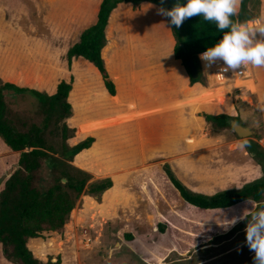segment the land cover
Instances as JSON below:
<instances>
[{
	"label": "crops",
	"instance_id": "1",
	"mask_svg": "<svg viewBox=\"0 0 264 264\" xmlns=\"http://www.w3.org/2000/svg\"><path fill=\"white\" fill-rule=\"evenodd\" d=\"M102 2L0 0V79L48 95L57 93L61 81L73 80L68 99L73 115L67 122L75 115L77 104L85 112L86 123L107 122L98 135L103 138L101 154L111 156L113 161L126 155L116 156L109 151L108 147L114 145L163 146L169 163L171 150L182 147L180 151H184L188 131L209 125L204 114L235 117L239 110L253 123L249 127L254 135L248 139L264 147V67H246L240 78L253 82L256 90L239 87L241 93L235 99L238 102L235 104L232 99L228 110H222L220 98H210L217 86L212 89L201 82L191 83L182 60L175 56L177 42L172 27L167 18L157 14L160 7L157 4L143 2L135 8L132 3L123 2L109 17L102 58L115 85L114 95L109 93L101 72L93 63L79 57L73 59L70 67L68 52L80 41L81 34L97 23ZM261 7L260 22L264 24V0ZM236 77H233L235 81ZM90 137L97 141V135ZM74 139L69 140L72 146L86 138ZM239 152V155L248 153L246 148ZM19 156L20 153L12 151L0 137V189L19 167ZM97 158H92L90 163ZM248 158L255 171L239 162L238 179L221 181V187L211 192L191 190L214 195L223 190L240 189L260 178V165L249 153ZM73 164H76L75 159ZM89 165L75 166L88 171ZM39 241L41 238H31L29 248L32 242L36 245Z\"/></svg>",
	"mask_w": 264,
	"mask_h": 264
},
{
	"label": "rangeland",
	"instance_id": "2",
	"mask_svg": "<svg viewBox=\"0 0 264 264\" xmlns=\"http://www.w3.org/2000/svg\"><path fill=\"white\" fill-rule=\"evenodd\" d=\"M261 5L262 0H249L250 9L259 16L248 22L253 27L261 19ZM199 61L205 85L218 87L210 98L225 96L222 110H228L232 99L235 104L238 102L235 99L241 88L235 84L256 90L253 82L240 77L235 81L229 74L219 77L217 65L206 71ZM8 104L9 119L19 129L20 121L42 122L30 102L17 98L9 99ZM235 117L244 126L253 124L244 111L239 110ZM67 124L74 128L69 121ZM187 134L184 151H180L182 147L171 150L169 163L163 146L108 147L116 156L126 154L115 161L101 152L90 163L88 172L93 181L111 178L114 186L99 199L84 195L63 231L44 233L36 245L30 244L35 257L46 263L51 259L56 262L61 256L62 264H254L255 253L246 243L247 220L234 226L228 222L245 211L250 219L257 204L226 210L196 209L181 198L168 179L165 166L168 164L190 189L215 191L221 181L240 177L239 162L246 163L239 155L243 150L237 147V141L244 139L233 129L220 132L211 125H200ZM46 139L56 148L62 144L58 134H47ZM160 223L164 232L158 228ZM130 234L134 241L126 237ZM0 264H13L4 257L2 245Z\"/></svg>",
	"mask_w": 264,
	"mask_h": 264
},
{
	"label": "trees",
	"instance_id": "3",
	"mask_svg": "<svg viewBox=\"0 0 264 264\" xmlns=\"http://www.w3.org/2000/svg\"><path fill=\"white\" fill-rule=\"evenodd\" d=\"M123 2H130L135 8L143 2H151L171 10L177 0H164L163 5L161 0H103L97 23L86 29L81 34L80 41L70 48L69 66H72L74 58L79 57L93 63L101 72L105 85L112 95L116 93L115 85L106 71L102 49L106 44L105 30L109 17ZM180 2L186 4L187 0ZM258 18L259 16L249 7V0H241L240 10L233 20L248 23ZM171 27L177 42L176 58L182 60L192 84L197 82L205 84L204 74L198 63L199 56L222 39L223 34L218 32L214 24L203 22L199 16L186 20L179 28L173 25ZM189 60H194L200 70V75L196 79L186 66ZM72 81H61L57 93L48 95L34 89L4 83L0 79V137L12 151L20 153L19 167L12 172L0 189V244L4 257L13 264H62L61 256L56 262L51 259L46 263L35 257L29 248V240L43 238L44 233L63 231L84 195L99 199L114 186L111 178L93 181L91 173L73 164L75 159L78 166H87L92 158L101 153L103 138L98 134L99 130L108 124L86 123L85 112L77 104L75 115L68 120L72 127L77 128V132L75 128L69 127L67 119L73 115V108L68 100ZM236 87L239 88L238 84ZM218 97L221 105H224L225 96ZM17 98L34 106L36 115L42 117L40 124L20 121L22 129L13 125L9 119L8 100ZM204 117L209 125L216 127L220 132L232 129L229 123L231 119L239 121L238 118L227 114H204ZM50 133L60 136L62 140L60 148L48 143L46 136ZM92 135H97L96 142L90 137ZM75 136L78 139L88 138L72 146L69 140ZM246 141L249 145L246 150L260 165L262 176L246 183L240 189H228L214 195H206L187 187L176 177L168 164L165 165L166 175L181 198L196 209L226 210L243 203H256L253 211H258L264 206V147L255 140ZM85 149L89 150L82 152ZM248 153H242L241 157L245 159L248 168L255 171L256 168L248 158ZM158 228L164 232L161 223ZM126 237L130 241L135 240L131 234Z\"/></svg>",
	"mask_w": 264,
	"mask_h": 264
},
{
	"label": "clouds",
	"instance_id": "4",
	"mask_svg": "<svg viewBox=\"0 0 264 264\" xmlns=\"http://www.w3.org/2000/svg\"><path fill=\"white\" fill-rule=\"evenodd\" d=\"M164 0H161V5ZM241 0H187L186 4L177 0L171 10L161 6L157 14L168 18L170 25L177 28L193 17H202L203 22L214 24L222 39L200 54L205 70L223 62L219 73L232 72L239 75L248 65L264 67V24L256 21L257 27L249 23L233 20L238 13ZM248 142L237 144L241 150L248 147ZM245 211L242 216L234 217L228 222L234 226L241 220H247L246 243L250 251L255 253L254 264H264V206L258 211H251L248 219Z\"/></svg>",
	"mask_w": 264,
	"mask_h": 264
},
{
	"label": "water",
	"instance_id": "5",
	"mask_svg": "<svg viewBox=\"0 0 264 264\" xmlns=\"http://www.w3.org/2000/svg\"><path fill=\"white\" fill-rule=\"evenodd\" d=\"M182 47H184V45H182ZM186 66L190 69V72L193 78L196 79L199 77L200 70L197 68L194 60L187 61ZM229 123H230L231 128L241 139H248L254 135V132L251 129V127L244 126L243 124H241L239 121L235 119H231Z\"/></svg>",
	"mask_w": 264,
	"mask_h": 264
},
{
	"label": "built area",
	"instance_id": "6",
	"mask_svg": "<svg viewBox=\"0 0 264 264\" xmlns=\"http://www.w3.org/2000/svg\"><path fill=\"white\" fill-rule=\"evenodd\" d=\"M217 66L220 68V67H223V62L222 61H218L217 62ZM248 67V66H247ZM244 73H245V69L242 71V73L241 74H239V75H233V73L232 72H228V73H224L223 75L222 74H220L219 73V69H218V76L219 77H225L226 75H231L232 76V78L233 77H236V76H238V77H242L243 75H244Z\"/></svg>",
	"mask_w": 264,
	"mask_h": 264
}]
</instances>
